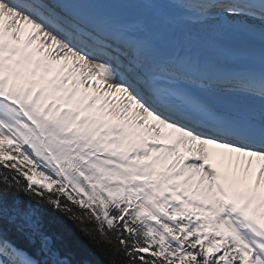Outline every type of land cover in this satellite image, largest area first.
<instances>
[{
	"label": "snow or ice",
	"instance_id": "obj_1",
	"mask_svg": "<svg viewBox=\"0 0 264 264\" xmlns=\"http://www.w3.org/2000/svg\"><path fill=\"white\" fill-rule=\"evenodd\" d=\"M59 2L0 0V264H264V0Z\"/></svg>",
	"mask_w": 264,
	"mask_h": 264
},
{
	"label": "trees",
	"instance_id": "obj_2",
	"mask_svg": "<svg viewBox=\"0 0 264 264\" xmlns=\"http://www.w3.org/2000/svg\"><path fill=\"white\" fill-rule=\"evenodd\" d=\"M60 233L63 238L70 244L74 251L78 253H91L89 256L94 262L99 261V264H104L103 257L95 252L93 246L88 239L79 233L70 222L65 221L60 227Z\"/></svg>",
	"mask_w": 264,
	"mask_h": 264
},
{
	"label": "bare ground",
	"instance_id": "obj_3",
	"mask_svg": "<svg viewBox=\"0 0 264 264\" xmlns=\"http://www.w3.org/2000/svg\"><path fill=\"white\" fill-rule=\"evenodd\" d=\"M70 2L72 3L71 7L75 10L74 13L77 14V12L79 13L80 17L83 18V19H88L90 16L92 18H95L97 15L101 14L100 12L96 11L93 9V4L92 3H88L87 5L88 6H85L84 8L86 9H83L81 7V2H72V0H70ZM96 5H102L103 7V4H99V3H96ZM109 5V8H115V9H120V8H123V7H126V6H123V5H113V4H108ZM106 11H110V10H107L105 7H103Z\"/></svg>",
	"mask_w": 264,
	"mask_h": 264
},
{
	"label": "rangeland",
	"instance_id": "obj_4",
	"mask_svg": "<svg viewBox=\"0 0 264 264\" xmlns=\"http://www.w3.org/2000/svg\"><path fill=\"white\" fill-rule=\"evenodd\" d=\"M92 4H93V9L96 10V11H98V12H100V13L106 12V10L103 7H105L107 10H116L113 7L112 8H109V5L106 4V3H102L103 4V7H102V5H96V3H92ZM99 4H101V3H99Z\"/></svg>",
	"mask_w": 264,
	"mask_h": 264
}]
</instances>
